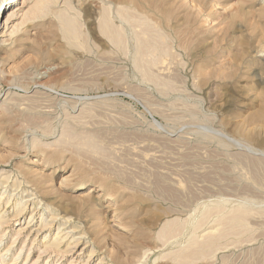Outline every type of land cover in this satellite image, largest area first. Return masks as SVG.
<instances>
[{
  "label": "rangeland",
  "instance_id": "obj_1",
  "mask_svg": "<svg viewBox=\"0 0 264 264\" xmlns=\"http://www.w3.org/2000/svg\"><path fill=\"white\" fill-rule=\"evenodd\" d=\"M10 2L0 264H264V0Z\"/></svg>",
  "mask_w": 264,
  "mask_h": 264
},
{
  "label": "bare ground",
  "instance_id": "obj_2",
  "mask_svg": "<svg viewBox=\"0 0 264 264\" xmlns=\"http://www.w3.org/2000/svg\"><path fill=\"white\" fill-rule=\"evenodd\" d=\"M12 2H13V0H11ZM42 1V0H41ZM50 1V0H49ZM12 2H10V3H12ZM43 4L45 3V2H42ZM47 3V2H46ZM45 3V4H46ZM46 8H47V6H45ZM44 7V8H45ZM46 8H45V10H46ZM49 8V7H48ZM7 178H8V176H6ZM4 180V179H3ZM6 180V179H5ZM9 180V179H8ZM8 180H7V182H8ZM16 184V183H15ZM11 199V198H10ZM24 202H26V201H24ZM27 202H28V200H27ZM16 208H17V210H16V213H17V215L18 216H20L21 214H22V211L25 209V203H24V205H22V206H16ZM54 218V217H53ZM55 221V220H54ZM2 223H6V220H2L1 219V224ZM61 226V225H60ZM60 229V228H59ZM58 232H60V230H58ZM2 262H3V260H2Z\"/></svg>",
  "mask_w": 264,
  "mask_h": 264
}]
</instances>
